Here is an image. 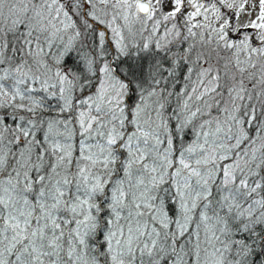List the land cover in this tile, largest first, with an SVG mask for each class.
Returning a JSON list of instances; mask_svg holds the SVG:
<instances>
[{
    "label": "snow or ice",
    "instance_id": "1",
    "mask_svg": "<svg viewBox=\"0 0 264 264\" xmlns=\"http://www.w3.org/2000/svg\"><path fill=\"white\" fill-rule=\"evenodd\" d=\"M0 264H264V0H0Z\"/></svg>",
    "mask_w": 264,
    "mask_h": 264
}]
</instances>
